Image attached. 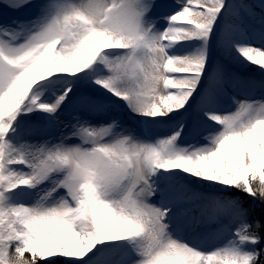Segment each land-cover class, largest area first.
Returning a JSON list of instances; mask_svg holds the SVG:
<instances>
[{
	"label": "snow or ice",
	"instance_id": "6c2138e0",
	"mask_svg": "<svg viewBox=\"0 0 264 264\" xmlns=\"http://www.w3.org/2000/svg\"><path fill=\"white\" fill-rule=\"evenodd\" d=\"M0 264H264V0H0Z\"/></svg>",
	"mask_w": 264,
	"mask_h": 264
},
{
	"label": "trees",
	"instance_id": "16d2710c",
	"mask_svg": "<svg viewBox=\"0 0 264 264\" xmlns=\"http://www.w3.org/2000/svg\"><path fill=\"white\" fill-rule=\"evenodd\" d=\"M257 215H259V210H258V212H257Z\"/></svg>",
	"mask_w": 264,
	"mask_h": 264
},
{
	"label": "rangeland",
	"instance_id": "374dc122",
	"mask_svg": "<svg viewBox=\"0 0 264 264\" xmlns=\"http://www.w3.org/2000/svg\"><path fill=\"white\" fill-rule=\"evenodd\" d=\"M172 2H175V0H172Z\"/></svg>",
	"mask_w": 264,
	"mask_h": 264
}]
</instances>
